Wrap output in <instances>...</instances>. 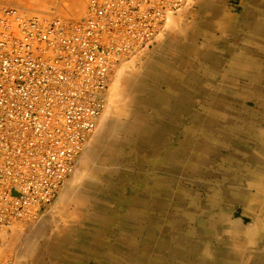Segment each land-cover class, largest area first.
Here are the masks:
<instances>
[{"label": "rangeland", "instance_id": "obj_1", "mask_svg": "<svg viewBox=\"0 0 264 264\" xmlns=\"http://www.w3.org/2000/svg\"><path fill=\"white\" fill-rule=\"evenodd\" d=\"M1 1L29 12L54 14L69 20L81 19L88 5V0H64L59 6L50 0ZM214 1L222 11L221 17L228 16L229 19L231 18L230 20L226 19L229 21L220 19L228 23L227 27L233 25L235 26L234 29L237 30L236 23L240 20L238 17L243 0ZM196 2H198L197 5L194 3L189 11L178 14L176 23L171 27L163 28L165 30L164 36L155 38L149 47H144L129 57L123 58L126 60L120 67L124 69V71L122 70L123 73H115L114 79H111L106 91L109 93L107 104L109 108L106 110L107 113L105 112V118H102L105 124L98 125L99 131L97 134L95 133L96 137L91 139L92 144L89 149L92 151L87 152L85 158L77 164L80 167L76 175V184L70 191L71 196L72 191L75 193L74 200L68 201L67 198L62 197L57 203L58 195H56L50 204L38 212V215L41 216L45 213L52 214V217L49 216V223L52 228L51 226L49 228L50 232L58 233V236H61L57 238L56 241L58 242L61 241L60 239L63 241L64 234L68 235V232L69 238L66 240L69 241L74 231H76V235H81L80 230L85 229L84 226L86 229L91 227L94 234L98 233L101 239H105L106 243L103 240L99 242L101 248L100 250L97 249L95 254L90 253L91 256L89 257L82 255L83 253L79 254L75 258L77 264H110L111 260L116 263L130 260L136 264H223L230 254H233L235 258L238 256L239 259L236 258L237 264H247L253 254L246 249L256 247V244L251 243L249 239L247 244L244 238L236 236L240 235L237 233V229L242 224H245L244 226L250 230H254L260 225L261 238H264V213L257 211V206L264 200L263 186L255 183L256 180L253 183L243 181L242 185L238 184V180H240L238 174H241L240 167L223 159L231 155L234 149L218 146L200 150L197 149L196 145L199 142L198 139L202 140L207 135L213 138L216 134L215 129L211 131V126H209L213 120L215 123H221L225 121V118L235 119L236 123H239V126L236 127L237 131L240 132L241 128L244 129L239 138L240 140L244 139V142H238L239 146L240 143L244 144L239 147L244 155L249 153L252 139V143L258 142L261 123L264 121V106H259L261 110H255V113L252 114L251 111L254 106L256 107V104L250 95L244 94L231 99L230 95L222 94V90L226 86L235 91L248 92L250 89L248 84L244 82L246 77L233 79L231 85L228 86L231 77L226 74V70L230 67L231 57L234 54H239V52H235L236 47L239 50L241 47L252 50L251 37H254L255 34L247 33L245 29L241 32L235 30L236 32L234 31L232 34L236 36L234 41L222 38V34L216 32L217 27L215 25L205 27L206 10L201 8V0H196ZM166 37L169 38L167 42L159 46V42ZM194 46L197 50L193 48ZM208 50L211 51V54L205 55ZM134 54L137 55L133 56ZM212 57L214 61H211ZM215 61L219 62L216 69ZM115 81H119V83ZM170 82L175 86L170 85ZM134 87H136L135 91L137 92L132 89ZM219 90L220 92H218ZM140 94L142 95L140 96ZM230 99L238 102L233 103L232 106L224 103V101L230 102ZM214 100L222 102L220 105H214ZM241 106L244 108L242 113ZM226 107L231 108L229 113L225 112ZM123 112L128 114H122ZM231 112L236 114L234 118L230 114ZM202 117L204 120L201 119ZM111 119L118 121V124L117 122L115 124V121ZM254 119L257 120L254 121ZM208 120L210 121L208 122ZM133 124L135 126H132ZM107 125H109L108 128H106ZM206 126H208L207 129ZM141 131L148 133L147 136L146 133L145 136L143 132L141 134ZM148 131L152 132L149 134ZM152 133H157L159 136ZM122 134L125 136L121 138ZM152 135L153 139L156 138L155 140L151 139ZM106 136L107 138H104ZM144 138L145 140H143ZM157 138L159 139L157 140ZM141 143L146 144L141 145ZM152 143H155L154 146ZM101 146L103 147L101 148ZM116 146L117 148H115ZM175 152L180 157H177ZM190 155L192 158L188 157ZM199 159L201 160L198 161ZM103 162L104 164H102ZM243 162L245 163V159ZM232 173L235 174L234 177H232ZM229 179H234L237 183V188L235 187L233 190H237L238 193L232 200H230V194L227 198L229 200H221L225 204L216 200L214 194L220 189L223 190L224 183ZM84 180L85 184H83ZM245 189L247 190L245 191ZM78 193L81 199L78 198ZM191 200L192 202L195 200V203H191ZM53 205H55L54 208H52ZM102 207L105 209L103 210ZM251 207L253 211H251ZM187 208H190L189 214L186 212ZM54 209L55 211H53ZM254 215L259 216V223H255ZM169 220L171 222L167 223ZM181 221H184L183 225ZM172 224L175 226L173 227ZM55 226L56 228H54ZM21 228L29 230L27 225H22ZM182 231L184 235L189 237V245L185 246L184 243L183 245L178 243V236ZM123 233L125 234L123 235ZM128 233L130 234L127 235ZM9 239L10 237H8ZM3 241L4 239L1 243L3 248L4 246L6 249L10 247L8 241ZM42 241V236L36 233L35 245L32 244L30 248L32 251L29 249L28 252L36 250V264H43L44 262V264H54L51 254L46 250L47 248L44 247ZM110 241H115L116 245L118 244L115 251L109 250ZM38 253H42L41 256H38ZM0 256L2 257L1 254ZM4 257L13 259L12 250L9 249L8 254ZM28 259L26 262L30 261V258ZM56 259L57 264H62V256Z\"/></svg>", "mask_w": 264, "mask_h": 264}, {"label": "built area", "instance_id": "obj_2", "mask_svg": "<svg viewBox=\"0 0 264 264\" xmlns=\"http://www.w3.org/2000/svg\"><path fill=\"white\" fill-rule=\"evenodd\" d=\"M186 1L90 0L76 24L0 4V232L53 200L96 128L115 62L149 46Z\"/></svg>", "mask_w": 264, "mask_h": 264}, {"label": "bare ground", "instance_id": "obj_3", "mask_svg": "<svg viewBox=\"0 0 264 264\" xmlns=\"http://www.w3.org/2000/svg\"><path fill=\"white\" fill-rule=\"evenodd\" d=\"M52 1L53 3H57L58 6L61 5L62 2H64V0H50ZM199 1V0H198ZM202 3H201V8L206 10L205 11V17H206V20L204 22L205 24V27H210V25H215L217 28H216V32L218 34H222V38H226V39H230V41H234L236 39V36H233V32L236 30L234 29L235 26L233 25H230L229 27L228 26V23L222 21V20H225V21H229L230 19L228 18V16L226 17H221V14H222V11L221 9L217 6V3H214L215 1L214 0H201ZM236 1V0H235ZM186 5L179 9L178 11H170L166 14V19H165V22L163 23L162 25V28H161V31L159 32V34L155 37V38H161V36L165 34V30H163V28L165 29L167 26L168 27H171L174 23H176V20H177V17L179 16L178 14L180 13H184L185 11H189V9L192 8V5H194V3H197L196 0H188L186 1ZM88 5L86 7V11L84 13V16L79 19V20H69V19H66V18H63L61 16H58V15H54V14H42V13H36V12H29V11H26L24 10L23 8H20V7H16L14 5H11L7 2H4V1H1L0 0V4L1 5H5V6H8V7H11V8H14L16 10H18L22 15H25L29 18H32V17H36V18H45L47 20H52L53 18H58V19H61L64 21V23H73V24H76V23H80L82 22L84 19L87 18L88 14H89V11H90V0H88ZM241 3V2H240ZM224 6V5H223ZM225 8V7H224ZM237 10V9H236ZM240 10V9H239ZM180 11V12H179ZM234 11V10H233ZM238 11V10H237ZM224 12V11H223ZM230 13V12H229ZM200 14V13H199ZM231 14V13H230ZM237 14V13H235ZM238 17V16H237ZM222 18V20L220 19ZM240 20L239 22H237L236 24V27L238 28L237 30H240V32L242 30H246V32H250V33H253L255 34L254 37H251L252 39V46H251V49L252 50H247L243 47L240 48V50L236 47V50L235 52H239V54H234L231 58V61H230V67L226 70V74H228L231 79H229V85H231V82L236 79H241L243 77H246L244 78L245 79V83L248 84V87L250 89H248V92H245V91H238V90H234V89H231L229 87H225L223 90H222V94H225V95H230V98L231 99H234L236 98L237 96H240V95H244V94H247V95H250V98H253V102L256 104V107L254 106V109L251 111L252 114L255 113V110L258 111L260 108L259 106L263 107L264 106V0H243V3H242V9H241V12L239 14V17H238ZM198 19V18H197ZM226 19H229V20H226ZM221 22V23H220ZM166 23V24H165ZM165 26V27H164ZM227 27V28H226ZM199 29V28H198ZM187 30V29H186ZM191 30V29H190ZM189 30V31H190ZM236 30V31H237ZM183 31V30H182ZM181 31V32H182ZM235 31V32H236ZM244 32V31H243ZM197 33V32H196ZM216 33V34H217ZM167 34V33H166ZM239 35V34H238ZM170 36V35H169ZM195 36V35H194ZM217 37V36H216ZM155 38L153 39V41L155 40ZM169 38L166 37V38H163L161 42H159V46L162 45V44H165L167 42ZM248 40V38H246ZM152 41V42H153ZM151 42V43H152ZM237 42V41H236ZM150 43V44H151ZM234 43V42H233ZM194 44V43H193ZM196 44V43H195ZM238 44V43H237ZM182 46V45H181ZM184 46V45H183ZM190 46V44H189ZM188 46V47H189ZM149 47V46H147ZM204 47V46H203ZM144 48V47H143ZM146 48V47H145ZM193 48L196 49V47L194 46ZM178 49V47H177ZM156 50V49H155ZM160 50V49H159ZM162 50V49H161ZM169 50V49H168ZM181 50V49H180ZM185 50V49H184ZM194 50V49H193ZM197 50V49H196ZM165 51V50H163ZM175 51V50H174ZM191 51V50H190ZM195 51V50H194ZM193 51V52H194ZM137 52V51H136ZM153 52V51H152ZM167 52V51H166ZM165 52V53H166ZM173 52V51H171ZM135 53V52H134ZM141 53V52H139ZM137 53V54H139ZM163 53V54H165ZM137 54H134L133 56H136ZM168 54V53H167ZM178 54V53H177ZM211 54V51H207L205 53V55H210ZM175 55V54H174ZM164 56V55H163ZM189 56V55H188ZM177 57V56H176ZM216 57V56H215ZM230 57V56H229ZM124 58V57H123ZM123 58H120L119 60H117L112 68V71H111V79L113 80L114 79V75L115 73L119 74V73H123L124 69L120 68L121 67V64L123 62H125L126 60L123 59ZM191 59H195V58H191ZM207 59V58H206ZM218 59V58H217ZM163 60V59H162ZM213 60V57L211 58V61ZM119 61V63L117 64V62ZM191 61V60H190ZM214 61V60H213ZM112 63H114V61H112ZM194 63V62H193ZM215 69L217 68V65H218V61H215ZM168 64V63H167ZM204 65V64H203ZM150 66V65H149ZM148 66V67H149ZM186 67V66H185ZM175 68V67H174ZM182 68V67H181ZM189 68V67H188ZM211 68V67H210ZM179 69V68H178ZM123 70V71H122ZM208 70V69H207ZM168 71V70H167ZM176 71H180V70H176ZM210 71V70H209ZM182 72V71H180ZM185 72V70H184ZM146 73V72H145ZM126 74V73H125ZM186 75V74H185ZM128 76V75H127ZM170 76V75H169ZM130 77V76H129ZM136 77H139V76H136ZM151 77V76H150ZM162 77V76H161ZM164 77V76H163ZM167 77V76H166ZM165 77V78H166ZM121 78V77H120ZM118 78V79H120ZM174 78V77H173ZM124 79V78H123ZM130 79V78H129ZM143 79V78H142ZM150 79V78H149ZM172 79V78H170ZM175 79V78H174ZM177 79V78H176ZM227 79V78H226ZM125 80V79H124ZM156 80V79H155ZM132 81V80H130ZM134 81V80H133ZM152 81V80H151ZM154 81V80H153ZM158 81V79H157ZM204 81V79H203ZM114 82V81H113ZM115 82H118L119 81H115ZM200 82V81H199ZM171 83V82H170ZM169 83V84H170ZM240 83V82H239ZM128 84V83H127ZM134 84V83H133ZM144 84V83H143ZM233 84V83H232ZM138 85V84H137ZM149 85V84H147ZM147 85H144V86H147ZM170 85H173L172 83ZM217 85V84H216ZM241 85V84H240ZM109 86V85H108ZM141 86V85H140ZM175 86V85H173ZM223 86V85H221ZM220 87V86H219ZM233 87V86H232ZM135 88H132L134 89L135 91ZM142 88V87H141ZM146 88V87H145ZM108 88H106V90L103 92V98H104V103H103V107L100 109L99 111V115L96 119V128L94 130V132L89 136L87 142L85 143L84 147H83V150H81L79 153H77L75 155V158H74V162H75V167L73 169V171L68 175L66 176L63 181H62V185L61 187H59L58 189V192L57 194H55L54 198L56 197V195H58V198H57V203L58 201L60 200V198L62 199V197H65L67 198V200L69 201H73L74 200V191H72V196L70 195V191L72 190L73 186L76 184V175L79 171V165L77 166V164L82 161L83 158H85L86 156V153L92 151L91 149H89L91 147V144H92V140L94 137H96V134L97 132L99 131V126H102L104 123V121L102 120V118H105V115H106V110H108L107 108H109V106L107 105L108 104V97H109V93H107ZM144 89V87H143ZM148 89V87H147ZM219 89V88H218ZM139 90V89H138ZM143 91V90H141ZM145 91V90H144ZM151 91V90H150ZM137 92V91H135ZM156 92V91H155ZM188 92V91H186ZM198 92V91H197ZM220 92V90L218 91ZM141 93V92H140ZM144 93V92H143ZM153 93V92H151ZM146 94V93H144ZM143 94V95H144ZM156 94V93H155ZM142 94H140L141 96ZM220 95V94H219ZM139 96V97H140ZM148 96V95H146ZM145 96V97H146ZM197 96V94H196ZM138 97V96H136ZM133 98V97H132ZM157 98V96H156ZM198 98V97H197ZM159 99V98H158ZM228 99V98H227ZM230 99V102H227V101H224L225 104H230L232 106L233 103H237L238 101H231ZM133 100V99H132ZM143 101V100H142ZM251 101V100H250ZM139 102V101H138ZM222 101H215L214 100V105L217 104V105H220ZM211 105V104H210ZM108 106V107H107ZM129 106V105H128ZM131 106V105H130ZM246 106V105H245ZM133 107V106H131ZM217 107V106H216ZM215 107V108H216ZM248 107V106H247ZM246 107V108H247ZM209 108V107H208ZM132 109V108H131ZM183 109V108H182ZM189 109V108H188ZM223 109V108H222ZM226 111L225 112H228L229 110H231V108L229 107H226L225 108ZM237 109V108H236ZM239 109V108H238ZM184 110V109H183ZM209 110V109H208ZM221 110V109H219ZM235 110V109H234ZM249 110V109H248ZM261 110V109H260ZM132 111V110H131ZM185 111V110H184ZM212 111V110H211ZM217 111V110H216ZM244 111V108L241 106V113ZM106 112V113H105ZM134 112H136V110H134ZM181 112V111H180ZM105 113V114H104ZM126 115L127 112H123L122 114ZM191 113V112H190ZM229 113V112H228ZM250 113V112H249ZM128 114V113H127ZM233 118L236 116V114L233 112L230 113ZM251 114V113H250ZM124 115V116H125ZM202 115V114H200ZM198 115V116H200ZM206 115V114H205ZM174 116V115H173ZM204 116V115H203ZM243 116V115H242ZM128 117V116H127ZM171 117V115H170ZM175 117V116H174ZM187 117V116H186ZM247 117V116H246ZM251 117V116H250ZM254 117V116H253ZM135 118V117H134ZM231 118V117H230ZM249 118V117H248ZM198 119V118H197ZM203 119V117L201 118ZM199 119V120H201ZM206 119V118H205ZM224 119V118H223ZM222 119V120H223ZM245 119V118H244ZM243 119V120H244ZM107 120V119H106ZM110 120V118H109ZM112 120V119H111ZM115 121V119H113ZM112 120V121H113ZM198 120V121H199ZM204 120V119H203ZM211 120V118H210ZM208 120V122L210 121ZM221 120V121H222ZM225 121L221 122V123H215V121L213 120V123H210L211 125V131H213L215 129L216 131V134L213 136V138H210L208 137H204L202 140L198 139V143L196 144L197 145V149L199 148L200 150L201 149H204V148H215V147H218V146H224L226 147L227 149H234V152L229 155L228 157H225L223 159L226 160H229L231 161L232 164H235L237 166L240 167V170L241 171V174H238L240 175L239 176V179L238 180V184L239 185H242V182L243 181H248V182H251L253 183L255 180V183L257 182L258 185H261L263 186L264 188V121H262L261 123V131L259 132V136H258V142H253V139L251 140L250 142V151H248L249 153H246L244 155L243 151L240 150L239 147H241V145L243 143H240V146H239V143L238 142H244V139L240 140V136H241V132L244 131V129L241 128V131H237L236 127L239 126V123H236L235 119L233 120H229L227 118L224 119ZM247 120V119H246ZM257 120V119H254V121ZM108 121V120H107ZM218 121V120H217ZM253 121V120H252ZM118 124V121H115V124ZM207 122V120H206ZM205 123V122H204ZM168 124V123H167ZM241 124V123H240ZM99 125V126H98ZM170 125V124H169ZM205 125V124H204ZM207 125V124H206ZM242 125V124H241ZM109 125H107L106 128H108ZM132 126H135L134 124ZM173 126V125H172ZM175 126V124H174ZM208 126H206V129H207ZM101 128V127H100ZM113 128H115L113 126ZM112 128V129H113ZM120 128V127H119ZM122 128V127H121ZM139 128V127H138ZM137 128V129H138ZM111 129V131H112ZM132 129V128H131ZM140 130V129H139ZM154 130V129H153ZM114 131V130H113ZM118 131V130H117ZM157 132V130H155ZM103 132V130H102ZM105 132V130H104ZM119 132V131H118ZM122 132V131H121ZM143 131H141V134H142ZM149 134L150 132L152 131H148ZM96 133V134H95ZM145 133L146 132H143V135L145 136ZM103 134V133H102ZM105 134V133H104ZM114 134V133H113ZM119 134V133H118ZM148 133H146V136H147ZM153 134V133H152ZM157 134V133H156ZM156 134H153V135H156ZM129 135V134H128ZM131 135V134H130ZM129 135V136H130ZM139 135V134H138ZM153 135H152V140H155L156 138L153 139ZM158 135V134H157ZM161 135V134H160ZM206 135V134H205ZM101 136V134H100ZM108 136V135H107ZM104 137V138H107ZM119 136V135H118ZM125 136V135H124ZM123 134L122 136H120L121 138L124 137ZM159 136V135H158ZM256 136V135H255ZM103 137V136H102ZM111 137V135H110ZM119 137V138H120ZM138 137V136H137ZM155 137V136H154ZM99 138V137H98ZM116 138V137H115ZM117 138V139H119ZM136 138V137H135ZM92 139V140H91ZM159 138H157L158 140ZM145 140V138L143 139ZM142 140V141H143ZM147 140V139H146ZM156 140V141H157ZM197 140V139H196ZM195 140V141H196ZM98 141V139H97ZM96 141V142H97ZM129 141V140H128ZM148 141V140H147ZM246 141V140H245ZM151 142V141H150ZM125 143V142H124ZM238 143V144H237ZM109 144V143H108ZM115 144V143H113ZM138 144V142H137ZM146 144V143H144ZM141 143V145H144ZM153 144V143H152ZM155 144V143H154ZM154 144L152 146H154ZM98 145V144H96ZM106 145V144H105ZM110 145V144H109ZM122 145V144H121ZM244 145V144H243ZM99 146V145H98ZM125 146V145H124ZM93 147V146H92ZM97 147V146H95ZM103 146H101L102 148ZM99 148V147H98ZM117 148V146L115 147ZM122 148V147H121ZM122 150V149H120ZM124 150V149H123ZM151 151L153 149H150ZM181 150V149H180ZM100 151V150H98ZM97 151V153H98ZM110 151V150H109ZM119 151V150H117ZM96 152V150L94 151V153ZM93 153V154H94ZM115 153V152H114ZM174 153V152H173ZM176 156H177V152H175ZM80 154V156H79ZM92 154V155H93ZM184 154V153H183ZM88 155V154H87ZM91 155V154H90ZM95 155V154H94ZM173 155V154H172ZM180 155V153H179ZM182 155V153H181ZM223 155V154H222ZM98 156V155H97ZM184 156H186L184 154ZM177 157H180V156H177ZM183 157V156H182ZM188 157H191L188 156ZM79 158V159H78ZM98 158V157H97ZM192 158V157H191ZM93 159V158H92ZM184 159V158H183ZM198 159V158H197ZM243 159H245V163L243 162ZM98 160V159H97ZM201 159H199L198 161H200ZM195 161V160H194ZM203 161V160H202ZM228 161V162H229ZM102 162V161H101ZM206 162V161H205ZM204 164V162H201ZM104 164V162L102 163ZM238 167V168H239ZM230 168V167H229ZM233 170V169H232ZM195 171V170H194ZM236 171V170H235ZM238 171V170H237ZM107 172V171H106ZM216 172V171H215ZM226 172V171H225ZM113 173V172H112ZM198 173V172H197ZM235 173V172H234ZM110 174V173H108ZM192 174V173H191ZM190 174V175H191ZM224 174V173H223ZM175 175V174H174ZM189 175V174H188ZM235 175V174H234ZM233 173H232V177H234ZM237 175V174H236ZM229 178V177H228ZM222 179V178H221ZM225 179V178H224ZM121 180V179H120ZM220 180V179H219ZM227 180V179H226ZM88 181V180H87ZM91 181V180H89ZM222 181H225V180H222ZM203 182V181H202ZM219 182V181H217ZM222 183V182H221ZM83 184H85V180L83 182ZM90 184V183H89ZM88 184V185H89ZM203 184V183H202ZM209 184V183H208ZM225 186H224V189H220V191H217L215 194L214 192H212L214 194V198L216 200H224V199H227L229 194H230V200L234 199L237 195V190H233L236 186H237V183L234 181V179H229V181H226L225 183ZM244 184V183H243ZM66 185V186H65ZM93 186V185H92ZM255 186V185H254ZM257 186V185H256ZM102 187V186H101ZM100 187V188H101ZM206 187V186H204ZM212 187V186H211ZM210 187V188H211ZM215 187V186H214ZM88 188V187H87ZM207 188V187H206ZM216 188V187H215ZM237 188V187H236ZM259 188V187H258ZM105 189V188H104ZM107 189V187H106ZM111 189V188H110ZM109 189V190H110ZM208 189V188H207ZM213 189V188H212ZM261 189V188H260ZM101 190V189H100ZM247 189H245L246 191ZM264 190V189H263ZM105 191V190H104ZM213 191V190H212ZM253 191V190H252ZM260 191V190H259ZM262 191V189H261ZM100 192V191H99ZM107 192V191H106ZM263 192V191H262ZM244 193V192H243ZM82 195V193H80ZM99 194V193H98ZM251 194V193H250ZM255 194H257V192H255ZM254 194V195H255ZM79 195V193L77 194V196ZM111 195V194H110ZM245 195V194H244ZM253 195V194H252ZM253 195V196H254ZM108 196V194H107ZM256 196V195H255ZM69 197V198H68ZM208 197V196H207ZM53 198V199H54ZM78 198H80V196H78ZM213 198V197H211ZM246 198V196H245ZM248 198V196H247ZM257 198V197H256ZM255 198V200H256ZM81 199V198H80ZM241 199L242 196H241ZM109 200V199H108ZM214 200V199H213ZM229 200V199H227ZM258 200V199H257ZM53 201V200H52ZM51 201V202H52ZM195 201V200H194ZM193 201V202H194ZM240 201V200H239ZM252 201V200H250ZM249 201V202H250ZM50 202V203H51ZM192 200H191V203H193ZM224 202V201H223ZM221 201V203H223ZM243 202V201H242ZM260 202V201H258ZM48 203V204H50ZM195 203V202H194ZM205 203V202H204ZM225 203V202H224ZM254 203V202H253ZM48 204H42L40 206H36V210H35V213H34V216H30L28 217L27 219H16L12 222L11 225L9 226H6L4 227L1 232H0V251H1V255L2 257L0 256V264H36V250H33V252H28V250L31 248L32 244H34V237H36V233L37 235L39 236H42V242H43V245L44 247H46L48 250V252L51 254L52 256V259H53V262L54 264H57V259L58 257L62 256V264H72V261H73V264H77L75 262V258L83 253L82 255H90L91 254H95L97 252V249L100 250L101 248V245L99 244V242H102L103 239H101V237H99L98 233L94 234V231L91 229V227H87L88 229H86V227L84 226L85 229H81L80 230V233L81 235H76V231L73 232L72 234V238L69 240H66L69 238V232H68V235H65L63 236V241L62 239H60L61 241L58 242L56 241L58 237H61V236H58V233H52L50 232V226L52 228V225L49 223L50 222V217L52 214L51 213H45L43 214V216L41 215H38V212L40 211V209H42L44 206L48 205ZM226 204V203H225ZM229 204V203H228ZM258 204V203H257ZM105 205V204H104ZM217 206V205H216ZM55 205L52 206V208H54ZM99 207V206H98ZM221 207V205H220ZM34 208V209H35ZM109 208V207H108ZM252 208V207H251ZM103 209V207H102ZM100 209V210H102ZM105 209V208H104ZM103 209V210H104ZM177 209V208H176ZM190 209V208H189ZM189 209L187 208L186 209V212L189 214L190 211ZM58 210V209H57ZM222 210V209H220ZM245 210H246V207H245ZM251 210V209H250ZM55 211V209L53 210ZM60 211V210H58ZM110 211V210H109ZM109 211H107L109 213ZM200 211V210H199ZM225 211H227L225 209ZM253 211V208L252 210ZM257 211L258 213H264V200L260 203V205L257 206ZM52 212V211H51ZM53 213V212H52ZM106 213V214H108ZM202 213V212H201ZM250 213V212H249ZM103 214V212H102ZM117 214V213H116ZM119 214V213H118ZM253 215V214H251ZM172 216V215H170ZM175 216V215H174ZM178 216V215H177ZM176 216V217H177ZM197 216V215H196ZM52 217V216H51ZM116 217V216H115ZM114 217V218H115ZM154 217V216H153ZM244 217V216H243ZM259 217V216H258ZM257 216L254 215V221L255 223H259L260 220L258 219ZM99 218V217H98ZM108 218V217H107ZM149 219V218H148ZM168 219V218H166ZM171 219V218H169ZM187 219V218H186ZM52 220V219H51ZM101 220V219H100ZM104 220V219H103ZM111 220V219H110ZM175 220V219H174ZM161 221V220H160ZM100 222V221H99ZM102 222V220H101ZM159 222V221H158ZM171 221L169 220V222L167 223H170ZM105 223H108V222H105ZM111 223V222H110ZM114 223V222H113ZM133 223V222H132ZM152 223V222H151ZM156 223V222H154ZM163 223V222H162ZM174 223V222H173ZM182 225L184 224V221H181ZM245 223V222H244ZM262 223V222H261ZM104 224V223H103ZM123 224V223H122ZM131 224V222H130ZM249 224V223H247ZM22 225H27L29 230H23L21 228ZM105 225V224H104ZM113 225V224H112ZM173 227L175 226L174 224H172ZM245 225V224H244ZM243 224L240 226L239 229H237V233H240V235H236V236H239V237H242L244 238V241L248 244V239L251 241V243H254L256 244V247H252V248H249V249H246V251H250L253 256L252 258L248 261L247 264H264V238H261V233H260V229H259V226L255 227V229H249L248 227L244 226ZM108 227H113V226H109L107 225ZM98 227V226H96ZM103 227V226H102ZM141 227V226H140ZM149 227H150V224H149ZM155 227V226H153ZM179 227V226H178ZM56 228V226L54 227ZM101 228V227H100ZM128 228V227H127ZM181 228V227H179ZM97 230V228H95ZM172 229V228H171ZM162 230V229H161ZM176 230H177V226H176ZM9 231H11L9 233ZM65 231V230H64ZM63 231V232H64ZM68 231V230H66ZM105 231V230H103ZM157 231V230H156ZM186 231V230H185ZM108 232V231H107ZM114 232V231H113ZM161 232V231H160ZM102 233V232H100ZM99 233V234H100ZM112 233V232H111ZM126 233V232H125ZM123 233V235L125 234ZM158 233V232H157ZM10 234V235H9ZM130 233H128L127 235H129ZM106 236V235H105ZM117 236V234H116ZM8 237H10V239L8 240ZM122 237V236H121ZM128 238V236H127ZM4 239V241H8V244H10V247H8L6 249V247L4 246V248L1 246V243H2V240ZM246 239V240H245ZM105 240V239H104ZM103 240L104 243H106L105 241ZM235 240V239H234ZM3 241V242H4ZM37 241V240H36ZM178 243L182 244L183 243L186 245H189V237H187V235H184V232L182 231L179 236H178ZM111 244L108 246L109 247V250L110 251H115L117 248H118V244L116 245L115 241L112 242L110 241ZM148 242V240H147ZM237 243V242H236ZM20 244V245H18ZM148 244V243H147ZM151 244V243H150ZM238 244V243H237ZM35 245V244H34ZM103 245V243H102ZM127 245V244H126ZM157 245H160V244H157ZM164 245V244H163ZM146 247V246H145ZM152 247V246H151ZM161 247V246H160ZM185 248V247H184ZM12 250V256H13V259H9V258H6L4 256H6V254H8V250ZM122 249V248H121ZM154 249V248H153ZM152 249V250H153ZM17 250V251H16ZM31 250V249H30ZM182 250V249H181ZM180 250V251H181ZM184 250V249H183ZM182 250V251H183ZM32 251V250H31ZM131 251V250H130ZM155 251V250H154ZM156 251L158 252V249H156ZM160 251V250H159ZM174 251V250H173ZM181 251V252H182ZM229 251V250H228ZM240 251V250H239ZM47 252V251H46ZM105 252V251H104ZM126 252V251H124ZM140 252V251H139ZM147 252V251H145ZM136 253V252H135ZM148 253V252H147ZM155 253V252H154ZM176 253H178V251H176ZM183 253V252H182ZM42 254V253H41ZM40 253H38V256H41ZM128 254V253H127ZM133 254V253H131ZM164 254V253H163ZM180 254V253H179ZM241 254V253H240ZM44 255V254H43ZM116 257H117V254H115ZM181 255V254H180ZM179 255V256H180ZM81 256V255H80ZM96 256V255H95ZM102 256V255H101ZM120 256V255H119ZM125 256V255H124ZM128 256V255H127ZM132 256V255H131ZM184 256V254H183ZM186 256H189V255H186ZM103 257V256H102ZM30 258V261L26 262L27 259ZM86 258V257H85ZM124 258V257H123ZM127 258V257H126ZM129 258V257H128ZM133 259V257H131ZM185 258V257H184ZM182 258V259H184ZM238 258V256L236 257ZM236 258L233 254H230L227 259L225 260V263L223 264H237V261H236ZM8 259V260H7ZM43 259V258H42ZM239 259V258H238ZM29 260V259H28ZM40 260V259H39ZM97 260V259H95ZM136 260V259H135ZM22 263H21V262ZM134 261V259H133ZM15 262V263H14ZM143 262V261H142ZM179 262V261H178ZM45 263V262H44ZM43 263V264H44ZM96 263V261H95ZM79 264V263H78ZM110 264H136L135 262H131L130 260H127L123 263H116L114 260H111V263ZM216 264V263H214ZM218 264V263H217ZM246 264V263H245Z\"/></svg>", "mask_w": 264, "mask_h": 264}]
</instances>
